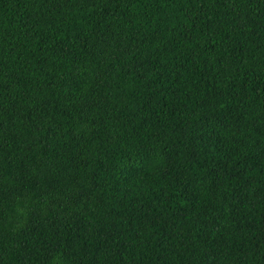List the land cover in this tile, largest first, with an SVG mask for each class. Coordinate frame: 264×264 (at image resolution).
Here are the masks:
<instances>
[{"label":"trees","instance_id":"trees-1","mask_svg":"<svg viewBox=\"0 0 264 264\" xmlns=\"http://www.w3.org/2000/svg\"><path fill=\"white\" fill-rule=\"evenodd\" d=\"M0 264H264V0H0Z\"/></svg>","mask_w":264,"mask_h":264}]
</instances>
